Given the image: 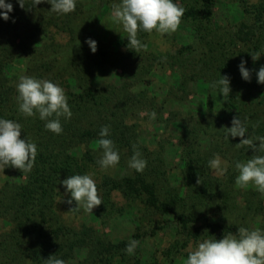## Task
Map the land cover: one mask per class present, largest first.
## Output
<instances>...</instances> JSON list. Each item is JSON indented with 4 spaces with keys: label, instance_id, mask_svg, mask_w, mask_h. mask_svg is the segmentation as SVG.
<instances>
[{
    "label": "trees",
    "instance_id": "1",
    "mask_svg": "<svg viewBox=\"0 0 264 264\" xmlns=\"http://www.w3.org/2000/svg\"><path fill=\"white\" fill-rule=\"evenodd\" d=\"M239 1L243 20L236 24V30L228 32L220 30L219 26L215 29L214 0H176L177 4L185 9L181 22L192 29L196 40L161 58L149 53V59L155 63L165 61L172 67H178L182 85L197 79H203L209 85L210 82L220 79V75L230 76L229 96L222 98L224 119L231 123L229 112L233 108L234 117L238 116L248 129L246 135L255 141L256 137H264V84L253 80L255 60L252 59V56L264 51V0ZM11 2L13 11L9 15L15 18V22L11 19L0 20V118L19 122L22 125L21 138L25 135L37 144V155L29 173L14 168L3 170L6 174L24 178L17 183L7 182L0 188V215L9 220L11 225L10 231L0 241V264H47L46 259L52 255L66 263L75 247L90 248L91 253L95 252L92 249L98 247L99 240L93 239L92 230L86 226L77 232L74 231L75 240L68 242L67 236L72 233L64 222L55 217L53 205L56 189L61 187L60 180L73 174L91 173L90 166L97 161L94 155L101 152L96 141L100 138L98 133L103 125H110L109 138L113 140L119 154L121 150H126L130 158L135 145L147 161V166L142 172L132 170V177H125L121 181H108L106 176H102L101 181L96 184L102 200L100 206L104 211L113 209L110 192L121 190L131 199L142 195L149 210L173 215L179 227L184 230L190 224H195L199 217L192 212L179 213L178 210L189 205L192 199V203L197 204L206 198L210 200L216 197L219 198L218 208L224 215H220L218 222L205 224V239L219 240L224 234L235 233L238 226L230 223L225 216V210L229 207L228 200L232 198L229 184L231 176H225L228 181L221 182L219 178L210 175L207 166L211 158L209 155L205 154L200 160L193 161L191 154L194 149L186 152V157L183 158L187 166L184 179L189 193H182L170 188L167 171L160 166L163 161L136 143L133 124L127 121L130 115L143 110H153L155 101L149 98L147 93L133 95L128 91L129 84L122 88L112 86L105 91L89 88L84 82V76L87 73L92 74V68L98 70L102 62L95 57L91 68L86 45L76 47L71 60L65 57V63H61L53 31H62L73 39V21L82 14L79 6L69 14L57 15L49 11L50 4L46 2L36 5L33 9L20 8L16 0ZM109 2L118 3L115 0ZM144 34L145 32H138V38L145 45ZM124 41L127 45L126 36ZM141 50L135 53L129 49L130 52L125 55L126 60L133 58V55L142 56ZM99 55L104 56V51ZM62 56L64 55L61 54ZM86 57L88 59L85 61ZM241 59L246 61L245 67L251 70L250 81L242 80L238 72L237 65ZM19 60L29 63L23 75L50 79L64 89L72 116L67 120L61 117V134L46 131L44 121L36 116L26 117L19 112L15 86L20 76L7 75L9 68ZM118 60L119 57L116 56L104 62L117 67ZM122 60L123 69L130 73L136 83L144 81L141 79L142 74L152 69L133 67L132 61H126L123 57ZM67 61L69 62L66 63ZM70 77L74 79L77 88L75 92L70 91ZM209 90L217 92L210 87ZM207 105L211 110L210 100L206 101ZM219 122L212 121L213 124ZM206 127L210 129V126ZM222 128L225 136L226 129ZM198 133L199 129L198 132L188 129L185 131L184 137L188 139L191 148ZM239 140L240 138L229 137L228 141L235 143ZM93 146L96 149L92 148ZM254 155H264V152H254L247 145L240 146L242 158L251 159ZM224 206L226 208H223ZM49 215L54 217L55 225L49 224V220H52ZM127 243L122 241L111 245V251L120 248L122 254L118 255L113 251L104 264H125L124 248ZM185 246L186 244L180 246L178 242H174L171 248L173 252L180 253ZM188 252L185 251L184 255L176 257L171 256L172 253L167 249L164 253L166 261L161 255V258H154L149 264H176L177 258L183 262ZM95 259L91 257L87 262Z\"/></svg>",
    "mask_w": 264,
    "mask_h": 264
},
{
    "label": "rangeland",
    "instance_id": "2",
    "mask_svg": "<svg viewBox=\"0 0 264 264\" xmlns=\"http://www.w3.org/2000/svg\"><path fill=\"white\" fill-rule=\"evenodd\" d=\"M109 1L77 0L76 6H79L78 9L81 10L82 14L73 21V39L62 31H53L54 39L58 44V58H61V63H65V57L71 60V57L75 55L76 47H85L84 40L86 37L96 40V52L91 53L89 48L88 52L86 49L85 52L89 55L91 68L95 57L102 64L98 70L92 68V74L87 73L84 76V82L89 88H94L96 91H105L112 86L122 88L129 84V93L134 95L144 92L155 101L156 105L151 112L143 110L130 115L127 123L133 124V129L136 132V143L140 148L147 149L152 156L159 157L163 161L160 166L167 171L172 191L178 190L182 193L185 191L189 193L184 179L187 173V166H185L183 159L186 157V152L194 149L191 154L193 161L200 160L205 154L211 158L214 154H219L228 164L227 171L223 176L215 175L210 169L209 172L210 175L219 178L221 182H227L228 178L225 176H231L229 184L231 185L232 198L228 200L229 207L225 210V216L230 223L238 227L264 229V196H261L251 186L247 189H239L234 184L235 176L238 174L234 167L235 162H245L249 159L240 156V147L235 144L239 142H230L223 135L222 127H231V123L224 119L222 97L215 91L210 92L208 83L203 79L189 80L188 83L182 85L178 67H172L165 61H156L157 63H155L149 59L151 57L149 53L161 58V56L174 53L176 50L192 44L191 42L196 40L192 29L181 22L178 29L170 35L160 36L154 30L152 33H145L143 37L145 48L141 50L143 55H133V58L126 60L125 55L130 52L124 41L127 34L119 24L109 19L114 4ZM115 1L119 2V0ZM214 1L215 29L219 26L220 30L228 32L236 30V24L243 20L240 1ZM251 1L255 2L256 0ZM86 47L88 46L86 45ZM102 51L105 53L104 56L99 55ZM61 54L64 56L61 57ZM114 54L119 57L116 62L117 67L104 62L116 57ZM122 57L126 61H132L133 67L142 66L149 70L152 68L151 71L142 74L141 79L144 81L136 83L130 77V73L123 69ZM183 57L187 58L186 56ZM145 58L147 59L145 60ZM87 59L88 57L85 58V61ZM27 64L29 63L26 60L15 61L9 68L7 75L21 76L25 74ZM261 66H264L263 54L254 62V82H257L256 72ZM69 82L70 91H77L72 77H70ZM208 100L212 104L211 110L208 109V105L206 106ZM153 112L156 115L150 119V114ZM234 113L233 108L230 109V119L234 118ZM215 120L220 122L213 124L212 121ZM206 126H210V129ZM187 129L197 132L199 129L197 137H194L195 141H193L192 148L188 139L184 137ZM92 148L96 149L94 146ZM195 152L197 153L195 154ZM100 155L101 152L99 151L94 156L98 159ZM128 160L127 151L121 150L119 164L113 168L102 171L94 162L95 166H90L93 179L99 183L102 176H106L108 181H121L125 177H132L133 171L127 166ZM23 178L0 171V188L7 182H21ZM58 189L59 191L56 189L53 205L56 211L55 217L57 216L61 222L65 223L64 225L69 227V232L72 234L67 236L68 242L75 240L74 231L77 232L86 226L92 230L93 239H98L101 243H97L98 247L92 249L95 250L94 253L90 252V248L75 247L71 258L65 264H104L106 258H109V254L113 251L118 255L122 254L120 248H114L111 251V245L122 241L129 242L130 239H136L139 243L134 255L130 256L125 253V264H149L153 262L154 258H161V255L166 261L164 253L167 249L172 253L171 256L179 257L184 255L185 251L194 250L196 244L205 239V224L207 222H218L220 215H224L218 208L220 205L219 198L213 197L210 200L206 198L197 204H193L192 199L189 205H185L178 211L179 213L192 212L199 219L195 224H190L187 229L182 230L173 215L149 210L142 195L139 198L131 199L121 190H112L110 192V201L113 205L111 211H104L99 205L92 210V213H85L82 209H71L75 207V202L72 205L65 203L68 197L64 194L63 187ZM50 218L52 220H49V224L55 225L54 217L51 216ZM10 229L9 220L0 215V241ZM174 242H178L180 246L186 244L182 248V252L172 251L171 246ZM91 257L96 259L87 262ZM181 260L177 258L176 264H183Z\"/></svg>",
    "mask_w": 264,
    "mask_h": 264
},
{
    "label": "clouds",
    "instance_id": "3",
    "mask_svg": "<svg viewBox=\"0 0 264 264\" xmlns=\"http://www.w3.org/2000/svg\"><path fill=\"white\" fill-rule=\"evenodd\" d=\"M42 2L50 4V12L66 15L75 10L77 0H16L18 6L25 9H33ZM12 11L11 0H0V20L11 19L14 23L15 18L9 15ZM184 11L176 0H119L112 5L109 19L119 24L127 34L126 47L138 53L145 47L138 38V32L152 33L154 30L160 36L170 35L178 29ZM84 44L91 53L96 52V40L86 37ZM262 54L264 51L252 56V59L256 60ZM245 64L246 61L241 59L237 69L241 79L247 82L251 79V70L246 68ZM230 80L227 74L220 75V79L210 82L209 87L217 90V94L222 98L228 97L231 90ZM256 80L257 83L264 84V66L256 72ZM15 87L19 112L26 117L36 116L44 121L46 131L61 134V117L67 120L72 116L64 89L50 79L27 75L20 76ZM155 115L154 112L151 113L150 119ZM224 128L226 140H229V137L240 138L239 143H236L237 147L247 145L254 152H264V137H256L255 141L249 138L246 135L248 129L238 116L232 119L231 127ZM21 132L22 125L19 122L0 118V171L14 168L29 173L32 170L37 155V144L25 135L21 138ZM98 135L100 138L96 145L101 150V155L96 164L100 170L106 171L119 164L120 154L113 140L109 138L110 125L101 126ZM127 166L138 173L147 166V161L135 145ZM207 166L217 176H223L228 168L227 162L219 154H214L208 160ZM234 167L238 173L234 179L235 187L247 189L251 186L264 196V155H254L245 162L236 161ZM197 183L199 184L198 180ZM59 184L68 197L65 203L72 205L75 202V207L71 209L92 213L95 207L102 204L92 173L73 174L60 180ZM138 243L136 239H130L124 252L130 256L134 255ZM46 261L47 264H65L63 259L55 255ZM183 264H264V229L240 226L235 233L224 234L219 240L203 239L196 244L194 250L188 252Z\"/></svg>",
    "mask_w": 264,
    "mask_h": 264
}]
</instances>
